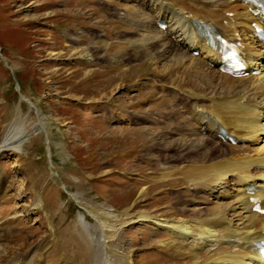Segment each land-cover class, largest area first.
<instances>
[{
  "label": "rangeland",
  "instance_id": "1",
  "mask_svg": "<svg viewBox=\"0 0 264 264\" xmlns=\"http://www.w3.org/2000/svg\"><path fill=\"white\" fill-rule=\"evenodd\" d=\"M135 3L0 0V145L15 126L16 112L29 130L21 149L0 152V174L7 180L0 202V264H11L17 255L28 264H87L97 244L89 248L81 234V214L93 225L91 210L168 218L183 208L175 202L191 195L177 166L170 180L162 178L163 159L150 150L156 134L147 133L148 122L134 121L150 106L157 110L172 102L162 85L171 89L172 81L185 80L181 65L168 69L174 62L133 47L135 27L118 10L134 14ZM90 44L103 49L100 57L87 61L73 53ZM37 109L45 129L33 133ZM116 126L135 131L119 134L112 131ZM183 187L188 189L180 194ZM141 224H121L108 242L126 256L122 263L195 264L190 254L168 246L171 236Z\"/></svg>",
  "mask_w": 264,
  "mask_h": 264
},
{
  "label": "bare ground",
  "instance_id": "2",
  "mask_svg": "<svg viewBox=\"0 0 264 264\" xmlns=\"http://www.w3.org/2000/svg\"><path fill=\"white\" fill-rule=\"evenodd\" d=\"M126 1L136 2L134 14L118 10V15L135 27L133 47L157 61L174 62L168 69L176 64L184 69V81H172L171 89L162 85L161 92L172 102L157 110L150 106L139 122L134 121L148 122L151 131L147 133L156 134L150 150L163 159L162 178L170 180V169L177 166L191 195L178 199L175 204L183 208L178 207L168 218L148 212L116 215L107 209L91 210L97 222L93 225L81 214L82 222L86 221L81 234L89 248L97 244L86 263L124 264L126 256L108 242L118 235L121 224L141 220L142 227L152 224L157 234L171 236L168 246L190 254L195 264H264L257 246L264 242V213L256 209L259 205L264 210V42L258 37L264 19L257 13L259 7L246 0ZM206 32L240 42L247 69L253 72L247 77L224 72L221 53L208 47ZM75 36V41L81 39V35ZM73 49L87 61L103 51L91 44L83 50ZM154 82L152 79L150 85ZM37 114L33 133L45 129L38 109ZM113 114L111 118L116 117ZM13 122L0 152L9 146L18 151L26 140L29 130L23 113L16 112ZM112 131L125 134L135 130L116 126ZM5 181L0 174V202ZM187 189L180 188L179 193ZM41 201L37 196L36 208L43 206ZM88 229L98 231L94 233L98 240L89 236ZM11 264H28L27 257L17 255Z\"/></svg>",
  "mask_w": 264,
  "mask_h": 264
},
{
  "label": "water",
  "instance_id": "3",
  "mask_svg": "<svg viewBox=\"0 0 264 264\" xmlns=\"http://www.w3.org/2000/svg\"><path fill=\"white\" fill-rule=\"evenodd\" d=\"M64 187V186H63Z\"/></svg>",
  "mask_w": 264,
  "mask_h": 264
}]
</instances>
